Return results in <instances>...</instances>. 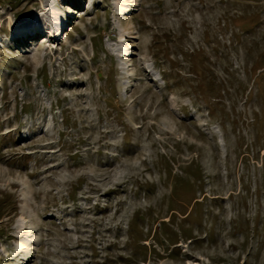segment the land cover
I'll list each match as a JSON object with an SVG mask.
<instances>
[{
    "label": "rangeland",
    "instance_id": "obj_1",
    "mask_svg": "<svg viewBox=\"0 0 264 264\" xmlns=\"http://www.w3.org/2000/svg\"><path fill=\"white\" fill-rule=\"evenodd\" d=\"M0 264H264V0H0Z\"/></svg>",
    "mask_w": 264,
    "mask_h": 264
},
{
    "label": "bare ground",
    "instance_id": "obj_2",
    "mask_svg": "<svg viewBox=\"0 0 264 264\" xmlns=\"http://www.w3.org/2000/svg\"><path fill=\"white\" fill-rule=\"evenodd\" d=\"M60 26L61 27H63L64 26V22L63 21H61L60 22ZM60 28V27H59ZM25 30V29H24ZM26 30H38V28L37 27H35L34 29H26ZM23 31V30H22ZM31 33V34H30ZM49 33H50V35H53L54 33H53V31H51V30H49ZM25 34H27V32L26 33H21L20 35H21V37L22 38H27V37H30V36H35L36 34H34V33H32V32H29V35H25Z\"/></svg>",
    "mask_w": 264,
    "mask_h": 264
}]
</instances>
